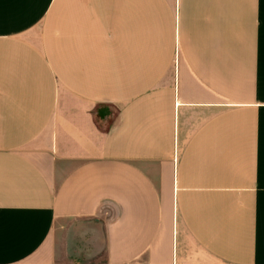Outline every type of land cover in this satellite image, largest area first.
Here are the masks:
<instances>
[{
    "label": "crops",
    "instance_id": "crops-1",
    "mask_svg": "<svg viewBox=\"0 0 264 264\" xmlns=\"http://www.w3.org/2000/svg\"><path fill=\"white\" fill-rule=\"evenodd\" d=\"M99 255L264 264V0H0V264Z\"/></svg>",
    "mask_w": 264,
    "mask_h": 264
},
{
    "label": "rangeland",
    "instance_id": "rangeland-1",
    "mask_svg": "<svg viewBox=\"0 0 264 264\" xmlns=\"http://www.w3.org/2000/svg\"><path fill=\"white\" fill-rule=\"evenodd\" d=\"M107 110V109H106ZM106 110H103L105 112ZM75 264H89V263H99L103 261V256L99 255L97 257H92V259H81V260H73Z\"/></svg>",
    "mask_w": 264,
    "mask_h": 264
}]
</instances>
